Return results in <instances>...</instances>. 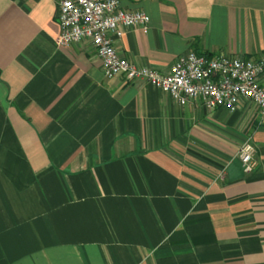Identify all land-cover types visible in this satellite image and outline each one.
Masks as SVG:
<instances>
[{"label": "crops", "instance_id": "obj_1", "mask_svg": "<svg viewBox=\"0 0 264 264\" xmlns=\"http://www.w3.org/2000/svg\"><path fill=\"white\" fill-rule=\"evenodd\" d=\"M58 1L0 0V264H264L257 107L105 78L89 42L56 45ZM119 3L149 17L113 38L138 67L264 55V0Z\"/></svg>", "mask_w": 264, "mask_h": 264}, {"label": "built area", "instance_id": "obj_2", "mask_svg": "<svg viewBox=\"0 0 264 264\" xmlns=\"http://www.w3.org/2000/svg\"><path fill=\"white\" fill-rule=\"evenodd\" d=\"M57 19L60 33L56 45L89 42L101 61L105 78L144 81L180 105L201 100L210 110L224 107L233 112L239 101L246 99L257 107L264 125V55L252 60L188 52L163 75L126 61L113 46V38H120L126 28H140L147 33L149 17L144 12L125 10L119 0H59ZM237 157L243 172L252 173L256 162L250 140L239 148Z\"/></svg>", "mask_w": 264, "mask_h": 264}]
</instances>
